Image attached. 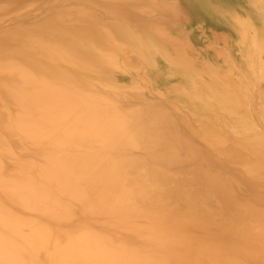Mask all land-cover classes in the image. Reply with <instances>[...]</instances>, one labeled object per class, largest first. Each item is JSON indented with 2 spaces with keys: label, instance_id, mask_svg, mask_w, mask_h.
<instances>
[{
  "label": "rangeland",
  "instance_id": "rangeland-1",
  "mask_svg": "<svg viewBox=\"0 0 264 264\" xmlns=\"http://www.w3.org/2000/svg\"><path fill=\"white\" fill-rule=\"evenodd\" d=\"M81 29L102 37L83 35L72 48L73 31ZM42 85L119 115L124 130L137 125L153 133L79 140L35 104L29 93ZM26 124L46 128L44 138ZM49 131L54 139L45 137ZM228 148L244 156L230 160ZM262 151L264 0H0V264H55L60 249L82 248L84 235L159 264L168 256L169 264H181V256L264 264L263 201L252 202L261 218L246 223L258 240L220 220L196 221L184 212L187 201L159 180L135 193L112 184L117 199L93 211L60 187L55 165L134 159L171 175H198L205 167L230 180L237 175L246 192L232 197L229 190L227 197L248 207L264 183L235 166L263 170ZM36 192L60 210L40 207ZM174 240L180 251L170 256ZM149 245L153 252L137 250Z\"/></svg>",
  "mask_w": 264,
  "mask_h": 264
},
{
  "label": "bare ground",
  "instance_id": "bare-ground-1",
  "mask_svg": "<svg viewBox=\"0 0 264 264\" xmlns=\"http://www.w3.org/2000/svg\"><path fill=\"white\" fill-rule=\"evenodd\" d=\"M62 31L63 33H67L64 29H62ZM73 34L74 38H71L70 44L73 46L72 48L75 49L78 47L80 38L83 35H89L92 39H95L96 37L100 39L102 37L98 32L87 29H81L77 32L73 31ZM34 66L38 67L36 65ZM40 71L42 72V69ZM44 74H47V72ZM46 90L50 91V93L47 94ZM53 90L54 89L49 87V85H42L35 89V93L30 92L29 95L35 100L37 106L43 107L41 109L47 113V116L58 130L64 133H70L79 140H85L90 136L100 135L106 138H117L127 141L128 139L137 136L148 137L149 133L151 137V133H153L152 129H143L141 131L140 127L137 125L131 126L129 130H124L120 123L117 122L119 115L110 113L107 110L102 111L101 109L91 108L92 106H89L84 98L77 97L79 96L78 94L68 91H56L55 93H52ZM53 96L60 101V104L56 105V107L59 106L60 108L56 111L54 109L56 107L53 105L56 100L52 99ZM50 98L52 100H50ZM52 111L55 112L53 113ZM37 126L26 124L25 128L32 133L31 135L36 133L38 135L37 137L44 138V134L42 133L46 131V128ZM40 130H42L41 133L39 132ZM49 133L50 137H45L54 139V134L50 131ZM207 134L211 137L209 139L214 138L215 141L213 134ZM45 135H47V132ZM34 136L36 138V135ZM217 140L221 141L220 139ZM167 146L171 147V151L179 150V147L175 144L167 143ZM228 149L231 150L229 151ZM228 149L226 150L229 151L228 158H230V160L240 159L244 156V154L236 152V149L235 151L232 148ZM262 153L264 154V151H262ZM52 157H50V159H52ZM53 160L55 161L54 158ZM72 161V166L63 165L60 159L55 161V165L57 166L56 174L60 179V184H62L60 187H62L67 193H70L73 197L75 196L84 203H88L89 207L94 209L93 211L100 209L101 207L103 208L107 203L117 199V194L112 187V184H116L130 193H135L141 191V188L146 184L147 187L154 186L159 180V183H163L170 187V194H174L179 199L187 201L189 207H186L184 212L188 213L190 216H194L196 221L203 223L206 221L215 222L216 220H220L224 222L223 226L235 228L243 236H245L246 233H254L251 238L260 240L258 234L248 227L246 223L247 218L254 220L256 218H261L263 215V213L261 215L256 214L253 211L254 208L252 205L255 204V201L258 204L261 201L264 202V189L259 188V190L255 191L258 199L250 191L253 194V197L250 196L251 206L248 205L247 207V205H242L239 200L237 204H234L227 197V192L230 190V193H232L231 195H234V192L239 191V189L246 192V189L243 188L242 184L235 179V176L237 175L231 176L230 180L218 175L210 174L205 171L206 169L204 170L205 167H202L204 171L201 169V174L198 172V175H183L180 173L171 175L158 169H152L147 163L139 164L138 160L134 159L109 160L105 158H76ZM235 167L237 169L240 168L239 171L244 176L248 173L249 177H257L264 183V169L257 173H252L246 171V168L242 164H237ZM32 197L36 199L38 204H40V207H45L48 210H54L52 205H57L55 202L48 201L49 199L46 197V200H44V196L40 195L39 192L33 194ZM232 197H235V195ZM242 207L247 209L246 213L243 212L244 215H240L239 210L242 209ZM56 209L60 210L58 205L56 206ZM56 209V212L51 211L53 215L57 214ZM84 236L85 240L82 248L76 249L71 247L69 249H60L55 258V264H92V261H96L97 259L101 261L99 262L100 264H151L152 262V264H159L156 257L143 258L135 253L122 254L111 248H102L100 241L95 237L89 235ZM168 244V247L170 248L169 255L177 256L180 251L179 241L174 240ZM140 249L153 252L150 245L138 248L137 250L140 251ZM179 260H181V264H210L206 261H200L197 256L189 258L181 256ZM161 264H169V256L162 257ZM212 264L227 263L214 262Z\"/></svg>",
  "mask_w": 264,
  "mask_h": 264
}]
</instances>
